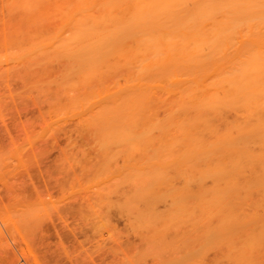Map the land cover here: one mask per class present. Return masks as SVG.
I'll return each instance as SVG.
<instances>
[{"label": "rangeland", "instance_id": "1", "mask_svg": "<svg viewBox=\"0 0 264 264\" xmlns=\"http://www.w3.org/2000/svg\"><path fill=\"white\" fill-rule=\"evenodd\" d=\"M28 1L0 0V264H264V194L204 210L151 183L130 65Z\"/></svg>", "mask_w": 264, "mask_h": 264}, {"label": "bare ground", "instance_id": "2", "mask_svg": "<svg viewBox=\"0 0 264 264\" xmlns=\"http://www.w3.org/2000/svg\"><path fill=\"white\" fill-rule=\"evenodd\" d=\"M40 1L38 13L72 20L70 38L130 65L123 96L143 111L149 181L180 175L177 189L204 210L264 194V0H56L51 11Z\"/></svg>", "mask_w": 264, "mask_h": 264}]
</instances>
